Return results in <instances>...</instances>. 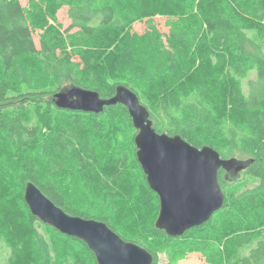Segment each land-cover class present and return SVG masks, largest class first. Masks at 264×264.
Here are the masks:
<instances>
[{"label": "trees", "instance_id": "obj_1", "mask_svg": "<svg viewBox=\"0 0 264 264\" xmlns=\"http://www.w3.org/2000/svg\"><path fill=\"white\" fill-rule=\"evenodd\" d=\"M28 2L0 0V242L11 248L9 264H98L82 240L31 213L28 181L66 213L103 221L147 249L151 264L192 253L207 264H264V0ZM63 6L69 24L54 38L39 33L37 46L33 33ZM136 22L146 24L142 33ZM65 34L69 50L59 42ZM70 84L102 98L124 84L157 132L248 161L235 179L219 170L223 206L181 236L157 229L159 198L137 161L127 108H58L50 97ZM67 172L73 190L60 181ZM137 200L149 208L130 234L118 216Z\"/></svg>", "mask_w": 264, "mask_h": 264}, {"label": "water", "instance_id": "obj_2", "mask_svg": "<svg viewBox=\"0 0 264 264\" xmlns=\"http://www.w3.org/2000/svg\"><path fill=\"white\" fill-rule=\"evenodd\" d=\"M51 101L62 109L101 112L104 106L124 105L136 129L134 144L149 187L158 195L159 210L155 227L170 237L208 221L224 203L225 192L219 170L225 177H240L248 161L223 158L210 145L196 147L179 134L157 132L147 108L136 93L118 84L112 96L102 98L98 91L75 84L54 92ZM24 200L41 222L61 233L82 240L94 253L98 264H151L152 254L135 242L123 239L105 222L66 213L28 181Z\"/></svg>", "mask_w": 264, "mask_h": 264}, {"label": "rangeland", "instance_id": "obj_3", "mask_svg": "<svg viewBox=\"0 0 264 264\" xmlns=\"http://www.w3.org/2000/svg\"><path fill=\"white\" fill-rule=\"evenodd\" d=\"M21 4L27 8H29L30 4L28 2V0H20ZM56 19L47 17V20L45 22L44 25L40 26L38 28L37 31H35L33 33V38L34 41L36 43V45L38 46V41H39V33L41 34H45L47 36V38H54L57 31L60 28H65L70 20L67 16V7L63 6L61 8H59L56 12ZM164 18L162 17H155V22L157 24V26L159 27V29L161 31H166L167 27L164 24ZM146 29V24L144 22H136L133 25V31L137 32V33H142L144 30ZM74 31V30H71ZM72 34H65V35H61L59 36L60 40L59 42L62 44H66L67 43V50H69L68 48V42H69V36ZM59 38H56L57 41ZM264 52V49H263ZM110 153L107 151L102 152L101 156H100V162L102 163L103 169L106 168V161H107V156H109ZM238 155V153H237ZM236 155V156H237ZM239 156V155H238ZM68 174L64 175L63 177L60 178V181L62 183L63 186H66V188L73 190L74 185H75V180H73L71 177V174L69 172H67ZM254 181L249 182L248 186H253ZM133 198V197H132ZM132 205L127 204L128 209H133L134 210L131 212L130 210H125L122 209L119 212V225H121V227H124L128 233L133 234V232L135 231L137 225L140 222L141 217H143L147 211L149 206L148 205H144L143 207L139 208V204H138V200L135 202H131ZM146 209V211L144 210ZM139 212H143L145 214H139ZM132 214H136L135 217ZM40 231H42L41 229H39ZM17 237V235H16ZM10 253H11V248L8 247L7 245H4L0 242V264H9V257H10ZM162 264H165V257L164 256H159ZM180 264H207L204 259L202 258V256H200V254L197 253H192L190 255H188L187 259L182 260L180 262Z\"/></svg>", "mask_w": 264, "mask_h": 264}]
</instances>
